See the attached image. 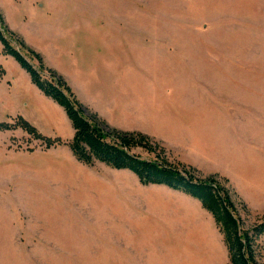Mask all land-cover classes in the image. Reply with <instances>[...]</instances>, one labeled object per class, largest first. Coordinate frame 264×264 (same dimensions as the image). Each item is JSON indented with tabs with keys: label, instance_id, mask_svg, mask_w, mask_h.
Wrapping results in <instances>:
<instances>
[{
	"label": "rangeland",
	"instance_id": "rangeland-1",
	"mask_svg": "<svg viewBox=\"0 0 264 264\" xmlns=\"http://www.w3.org/2000/svg\"><path fill=\"white\" fill-rule=\"evenodd\" d=\"M0 13L107 127L226 178L245 223L262 217L264 0H0ZM0 74V122L62 141L0 130V264H229L198 200L77 161L63 110L1 45Z\"/></svg>",
	"mask_w": 264,
	"mask_h": 264
},
{
	"label": "trees",
	"instance_id": "trees-1",
	"mask_svg": "<svg viewBox=\"0 0 264 264\" xmlns=\"http://www.w3.org/2000/svg\"><path fill=\"white\" fill-rule=\"evenodd\" d=\"M0 45L1 53L11 56L28 74L30 82L63 110L73 129L68 147L77 161L86 165L101 162L114 169H125L143 185H164L191 196L212 216L222 235L229 264H262L264 214L259 220L246 224L239 208L241 205V209H245V205L233 199L226 178L202 176L190 165L173 162L161 143L141 132L107 127L96 113L87 111L65 78L45 65L40 53L8 28L1 13ZM17 127L40 140L46 148L62 143L58 136L39 132L21 115L16 116L13 123L0 122V130ZM136 149L149 157H142Z\"/></svg>",
	"mask_w": 264,
	"mask_h": 264
}]
</instances>
